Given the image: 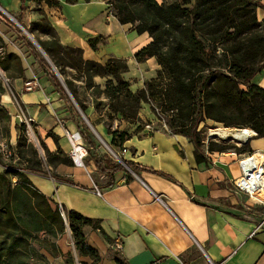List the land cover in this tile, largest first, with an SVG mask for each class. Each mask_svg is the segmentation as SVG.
Wrapping results in <instances>:
<instances>
[{
    "label": "crops",
    "instance_id": "0c3cea01",
    "mask_svg": "<svg viewBox=\"0 0 264 264\" xmlns=\"http://www.w3.org/2000/svg\"><path fill=\"white\" fill-rule=\"evenodd\" d=\"M155 1L171 3L173 0ZM256 1L264 5V0ZM60 2V6L48 7L43 2L26 1L28 11L38 5L60 42L80 48L86 60L117 57L129 63L134 60L133 53L150 42L146 33L136 34L128 25H120L109 13L106 0ZM0 12L6 17L11 15L1 5ZM255 13L258 21L264 19L263 8L257 7ZM0 26L10 35L5 38L6 51L18 56L24 54L21 46L27 42L18 40L15 36L18 33L9 26L2 23ZM98 37L105 39L100 38L94 50L89 40ZM107 42L109 48L99 56L100 48ZM24 57L25 80L32 77L38 84L26 90L23 80L16 78L13 91L35 124L33 132H37L48 151L56 150L52 138L46 136L48 132L56 136L57 144L66 151V144L61 143L62 132L76 128L73 112L49 82L43 64H37L27 53ZM252 83L264 88V65ZM6 98L9 101V96ZM6 106L11 115L14 106L11 103ZM96 130L109 140L97 126ZM253 133L250 149L264 153V139ZM129 147L122 158L140 169L134 172L126 168L115 173L114 183L108 188L94 183L93 174L97 172L92 161L84 167H56L55 174L68 178L73 185L55 180L48 168L42 173L27 174L41 193L64 210L99 221L102 233L85 228L87 242L98 251V264H116L115 257L123 264H264V224L257 228L260 218H256L264 208L256 205L252 214L242 213L240 207L246 195L232 185L239 176L235 152H205L206 161L198 163L194 146L187 137L165 131H156L150 138ZM141 167L161 171L172 179ZM3 168L0 165V171ZM99 177L103 183L105 178ZM251 232L254 235L249 237ZM115 238L121 242L119 250L112 247Z\"/></svg>",
    "mask_w": 264,
    "mask_h": 264
},
{
    "label": "trees",
    "instance_id": "16d2710c",
    "mask_svg": "<svg viewBox=\"0 0 264 264\" xmlns=\"http://www.w3.org/2000/svg\"><path fill=\"white\" fill-rule=\"evenodd\" d=\"M26 1L29 0H21L20 12L14 15L22 25V11L25 9L23 3ZM32 1L43 2L48 7L59 5L57 0ZM106 3L120 25L130 24L136 34L148 33L151 38L149 43L133 53V58L141 62L145 57H155L171 80L163 91L164 100L169 104L181 105L182 102L193 110L195 121L189 126L184 124V130H173L171 133L185 136L192 142L196 162L206 161L205 152L251 153L249 141L237 145L217 144L208 140L205 144L198 136L196 127L204 119H209L222 126L246 129V137L254 131L256 137L264 139V88L252 83L253 77L264 65V19L258 21L255 13L257 7L264 9V5L256 0H173L165 5L155 0H106ZM0 23L14 29L26 41L22 30L1 12ZM27 31L31 34L37 31L51 35L50 40L35 39L56 67H60L66 60L63 54L82 53L80 48L61 45L44 16L30 22ZM166 37L172 38L174 44L168 52L163 53L159 51V44ZM96 39L89 40L90 47L93 48ZM26 42L31 46L30 42ZM0 43L4 45L1 37ZM209 46H212V52ZM213 46L220 47L221 52L217 53ZM39 61L45 67L49 82L66 99L73 112V121L90 156L88 160L92 161L97 174L105 178L100 188L111 187L114 174L124 170V166L112 158L114 162H111V159L108 160L100 153L94 136L68 99L61 83L44 59L40 58ZM83 63L87 69L94 68L96 74L107 71V65L102 66L93 60H84ZM0 70L8 80L20 78L26 81L20 57L5 49L0 54ZM107 73L117 79L118 85L123 83L117 74L110 71ZM65 84L79 108L84 111V106L78 102L69 82L65 80ZM4 93L5 88L0 79V96ZM115 94L112 92L111 96ZM126 95L133 96L129 92ZM136 97L144 99L145 96ZM0 117L5 121L10 120V114L2 105ZM34 132L46 156L61 150L52 132L46 134L56 145L52 153L37 132ZM115 136L121 144L124 134L112 135V143L116 145ZM6 137L9 138L8 131ZM6 149L9 152L7 162H4L0 153V165L4 167L0 171V264H48L43 252L52 257L59 255L54 239L66 229L71 234L77 256L88 257L92 264H97L99 254L87 242L85 228L102 233L99 221L86 218L73 210H64L30 182L27 174L44 172L46 163L37 157L35 147L27 140L24 123L19 125L15 145L11 148L13 152ZM14 158L19 161L17 166L12 163ZM124 163L134 172L140 169L131 161ZM141 169L172 179L161 171L145 167ZM51 175L59 182L74 184L68 178ZM114 261L123 264L118 257Z\"/></svg>",
    "mask_w": 264,
    "mask_h": 264
},
{
    "label": "rangeland",
    "instance_id": "374dc122",
    "mask_svg": "<svg viewBox=\"0 0 264 264\" xmlns=\"http://www.w3.org/2000/svg\"><path fill=\"white\" fill-rule=\"evenodd\" d=\"M57 1L59 4L58 6L62 5L60 0ZM161 4L165 5L168 3L161 2ZM0 5L11 13L10 16H12L14 20H10L8 18L9 21H11V23L16 21L25 31H27L30 22L36 20L37 18L39 20L43 16L38 5H34L32 11H28V5L24 2L23 6L25 9L22 11V25L14 18V15L17 16L20 12V7L22 5L21 0H0ZM109 13L113 15L110 8ZM2 24L4 25V23ZM127 25L129 26V29L132 28V25ZM0 27V35L2 34L4 36V38L2 35L0 36L4 43V45L0 43L1 54L3 49L6 50L8 48L5 38L10 37V35L7 29H4L3 26ZM28 34L30 37L25 34L24 35L26 37V41L30 42L31 46L28 43L26 45L24 42V45L21 46L24 50V54L19 56L22 65H25L24 56L26 53L32 55L37 64L40 63V58L44 59L52 73L61 83L68 99L82 117L85 125L89 128V132L94 136L95 142L99 146L100 153L103 156H106L108 160L111 158L113 159V157L110 155V152L107 150L105 145L112 150H117V152L122 149L127 151L131 149L129 146H132L133 143L150 138L156 131L172 132L173 130L178 129L184 130V124L189 126L191 122L195 121L196 116L194 115L193 110L188 109L182 102L181 105H178L169 104L166 100H164L162 96L163 91L168 87L171 80L166 76L165 71L158 64L155 57H145L141 62H137L133 58L134 60L129 63L125 59L117 57H108L101 59V61L93 60L102 66L107 65V71L104 70L101 72L102 74H96L94 68L90 67L87 69L86 66H84L83 62L86 59H84L82 53L67 52V54H63V57L66 60L60 67H56L35 39L36 37L42 41H46L51 39V35L43 34L37 31H34L33 34L28 32ZM146 34L148 35V33ZM15 36L18 40H22V38L18 35ZM16 38H14V40H16ZM56 38L58 42L63 45L57 35ZM100 38L102 41L105 39L103 37H98L95 41L97 42ZM98 43L99 41L93 46L94 50L98 46ZM173 44L174 40L170 37H166L160 42L159 51L163 53L168 52ZM109 46L110 43H104L98 53L99 56L104 55ZM210 48L212 52V46H209V49ZM213 48L216 49L217 53L221 52L220 47L213 46ZM108 71L117 74L118 79L123 83L118 85L117 79L114 78L112 74L107 73ZM0 79L5 88V93L2 94L5 95V97H2V95L0 96V105H2L8 113L10 111L6 105L11 103L14 106L13 111H11L9 121H5L0 117V153L2 148H8L9 151L11 150V152H13V149L11 148L15 145L19 132V125L24 123L27 140L35 147L37 157L40 158L43 163H46V166H44L45 170L48 168L50 174H55L56 167L60 165H75L70 157V145L64 131L62 132L63 138H61V143L66 144V151L60 148L61 150L59 152H54V154H51L49 157L45 155L42 145L39 143L36 136H34L35 134L33 132V128L35 127V124L31 121V118H29L24 108H22V105L13 91V80L5 78L1 70ZM65 80L69 82L71 90L76 95L78 102L84 106V111L79 108L76 100L67 88ZM26 82L38 84L37 80L32 77L23 81V87H25ZM112 92L116 93L115 96H111ZM127 92L133 96L128 97L126 95ZM6 95L9 96V101H7L8 98H6ZM140 95H144V99L136 97ZM111 97H113V100ZM116 97L118 98L114 100ZM187 104L189 105V102H187ZM95 125L99 128L101 133L108 136V141L103 135L99 134ZM216 128L239 129L222 126L220 123L204 119L197 125L196 130L198 132V136L204 140L205 144L208 140H212L217 144H237L236 140H232L231 138H219L213 135L209 136V131ZM242 130L246 133V129ZM7 131L9 132V138L6 137ZM72 131H77V128ZM119 133H123L124 138L120 144L118 138H116L117 136H115V145L114 142L112 143V135H119ZM81 143L82 146H84L82 141ZM89 157L90 156L87 152L82 159L83 167L84 164L87 163L85 161L90 159ZM7 159L8 158L4 157V162H7ZM112 159L111 162H114V159ZM122 160L125 161L123 158ZM18 162L17 158H14L12 161V163L16 166ZM88 163L87 165L89 166ZM126 168L129 169L125 165L124 170ZM93 175L94 183L96 185H101L102 180L99 177L101 175ZM243 204V207H240L242 213L250 215L255 212L254 208L256 205L253 204L247 196L243 200ZM260 216L261 215H257L256 218H260ZM54 241L58 246L60 253L59 255L52 257L43 252L48 260V264H92L90 258L77 256L72 237L68 229H66L63 234L57 236Z\"/></svg>",
    "mask_w": 264,
    "mask_h": 264
},
{
    "label": "built area",
    "instance_id": "2783aa9c",
    "mask_svg": "<svg viewBox=\"0 0 264 264\" xmlns=\"http://www.w3.org/2000/svg\"><path fill=\"white\" fill-rule=\"evenodd\" d=\"M36 86H37L36 83L26 82L24 89L31 90ZM64 133L67 136V140L70 145V150H71V146L73 147L75 144H79L83 148L84 155L82 157H84L87 152L85 147L82 146L81 143L82 140L78 131H69L65 129ZM251 137L252 135L241 138L240 139L242 141L241 143L249 141ZM241 143H237V145H240ZM105 147L110 152V155L113 157L114 160L120 162L124 166L126 165L121 158V155H123L126 152L125 149H122L119 152H114L106 145ZM70 150H69L70 157L74 162V164L76 165V162L73 156L71 155ZM1 153L5 158H7L9 155V152L5 148L1 149ZM237 157H238L237 165L239 169V176L232 181L234 188L237 191L244 193L253 204L264 208V153H262L261 151H253L251 153L237 154ZM82 159H81V165H76V166L83 167ZM94 190L97 194H99L98 187L95 185H94ZM260 215H261L260 223L258 224L257 228L261 227L264 224V212ZM253 235L254 232H251L249 234V237H252ZM112 247L115 250H119L121 248V242L118 238H115L113 240Z\"/></svg>",
    "mask_w": 264,
    "mask_h": 264
},
{
    "label": "bare ground",
    "instance_id": "6f19581e",
    "mask_svg": "<svg viewBox=\"0 0 264 264\" xmlns=\"http://www.w3.org/2000/svg\"><path fill=\"white\" fill-rule=\"evenodd\" d=\"M246 131V130H245ZM210 136H217L219 138H226V137H233L235 139H241L244 136L246 137L244 130H234V129H223V128H216L209 131ZM71 155L73 156L76 165H81V159L84 155L83 148L79 144H75L73 147L71 146Z\"/></svg>",
    "mask_w": 264,
    "mask_h": 264
},
{
    "label": "water",
    "instance_id": "95a60500",
    "mask_svg": "<svg viewBox=\"0 0 264 264\" xmlns=\"http://www.w3.org/2000/svg\"><path fill=\"white\" fill-rule=\"evenodd\" d=\"M7 17H8L10 20H14V19L12 18V16H10V15L7 16ZM14 24H15L17 27H19L20 30H22V32H24V34H25L26 36L30 37L29 34H28V32L25 31L23 28H21V26H20L16 21L14 22ZM234 130H239V129H234ZM249 130H251V129H249ZM209 136H210V134H209ZM226 138H231L232 140H236L237 143H241V142H242L240 139H235V138H233V137H226ZM61 216H62L63 220L65 221V217H64V214H63V213H61Z\"/></svg>",
    "mask_w": 264,
    "mask_h": 264
}]
</instances>
